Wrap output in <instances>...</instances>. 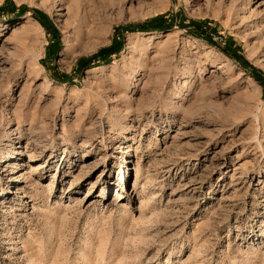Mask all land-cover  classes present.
<instances>
[{
	"label": "rangeland",
	"instance_id": "1",
	"mask_svg": "<svg viewBox=\"0 0 264 264\" xmlns=\"http://www.w3.org/2000/svg\"><path fill=\"white\" fill-rule=\"evenodd\" d=\"M0 264H264V0H0Z\"/></svg>",
	"mask_w": 264,
	"mask_h": 264
},
{
	"label": "bare ground",
	"instance_id": "2",
	"mask_svg": "<svg viewBox=\"0 0 264 264\" xmlns=\"http://www.w3.org/2000/svg\"><path fill=\"white\" fill-rule=\"evenodd\" d=\"M86 151H88V153H91V149H90V148L86 149ZM14 153L19 154V152H17V150H14L13 152L8 153V154H6V155H7V156H10V158H11V157L14 156ZM5 160H6V159H5ZM4 162H5V161H4Z\"/></svg>",
	"mask_w": 264,
	"mask_h": 264
}]
</instances>
